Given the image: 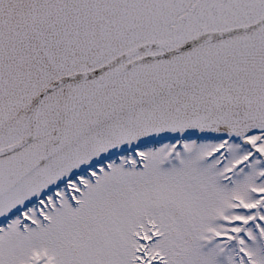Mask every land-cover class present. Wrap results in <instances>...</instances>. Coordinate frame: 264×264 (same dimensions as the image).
I'll list each match as a JSON object with an SVG mask.
<instances>
[{"label":"snow or ice","instance_id":"1","mask_svg":"<svg viewBox=\"0 0 264 264\" xmlns=\"http://www.w3.org/2000/svg\"><path fill=\"white\" fill-rule=\"evenodd\" d=\"M0 264H264V0H0Z\"/></svg>","mask_w":264,"mask_h":264}]
</instances>
